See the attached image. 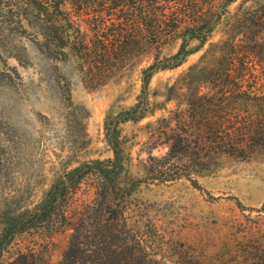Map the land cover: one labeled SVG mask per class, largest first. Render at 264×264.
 <instances>
[{"label":"trees","instance_id":"16d2710c","mask_svg":"<svg viewBox=\"0 0 264 264\" xmlns=\"http://www.w3.org/2000/svg\"><path fill=\"white\" fill-rule=\"evenodd\" d=\"M236 1L0 0L1 37L11 23L33 18L30 34L36 49L57 64L74 58L82 82L90 88L106 85L145 57L154 58L142 70L137 102L106 117L105 140L113 157L71 167L83 148L81 143L72 146L68 161L56 171L41 199L3 219L0 264L17 235L51 236L67 229L68 248L59 264H170L131 223L132 197L140 183L129 174L131 157L120 125L152 112L149 85L154 74L178 67L204 47L228 5ZM248 1L243 0L235 12L228 37L207 51L206 55L216 49L217 63L202 65L186 86L188 108L177 117L176 126L163 127L154 135L167 147L161 157L150 154L155 161L150 171H156L160 181L187 177L197 184L193 174L211 173L218 156L250 159L264 152V0H253L246 7ZM194 39L201 44L192 50ZM175 42H181L177 53L161 59L163 49ZM56 82L74 124L83 125L88 110L74 104L70 81L61 76ZM85 183L93 189V199L79 203L77 194ZM255 257L257 264H264V245ZM5 264L40 263L35 252L18 251ZM176 264L204 262L194 258Z\"/></svg>","mask_w":264,"mask_h":264},{"label":"rangeland","instance_id":"374dc122","mask_svg":"<svg viewBox=\"0 0 264 264\" xmlns=\"http://www.w3.org/2000/svg\"><path fill=\"white\" fill-rule=\"evenodd\" d=\"M242 2L228 5V12L204 47L178 67L154 74L149 85L152 112L144 119L120 125L131 157L129 174L140 183L132 197L131 223L141 228L145 243L160 251L170 264L194 258L204 264H257L255 253L264 245V152L250 159L218 156L211 173L193 174L197 184L187 177L160 181L157 172L150 171L155 165L150 154L161 157L167 152L154 135L163 127L176 126L177 117L188 108L186 86L196 79L202 65L217 63L216 49L206 53L212 44L228 37ZM252 4L249 0L245 6ZM31 21L33 18L11 23L0 36V233L3 219L14 209L33 206L41 199L56 171L68 161L72 146L81 143L83 148L71 167L113 157L105 140L106 117L116 116L137 102L142 70L154 61L152 56L145 57L93 89L82 82L74 58L57 64L36 49ZM180 44L164 48L160 58L177 53ZM200 44L194 39L189 48L194 50ZM196 63L197 67L190 69ZM61 76L70 81L74 104L88 110L83 125L74 124L64 105L56 82ZM92 199L93 189L85 183L77 200ZM69 234L67 229L51 236L17 235L1 264L18 251L35 252L40 264H59L68 248Z\"/></svg>","mask_w":264,"mask_h":264}]
</instances>
